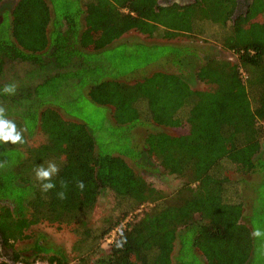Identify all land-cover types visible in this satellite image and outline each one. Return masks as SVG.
Here are the masks:
<instances>
[{
	"label": "trees",
	"instance_id": "obj_1",
	"mask_svg": "<svg viewBox=\"0 0 264 264\" xmlns=\"http://www.w3.org/2000/svg\"><path fill=\"white\" fill-rule=\"evenodd\" d=\"M225 2L202 0L181 11L157 12L149 0L145 8L132 4L126 12L122 0H83L81 28L68 17L63 23L69 26L58 34L54 24L62 21L51 18L47 0H14L1 13L0 89L15 83L17 91L0 95V106L23 130L24 143L0 144V264H67L63 248L42 243L44 235L34 233L43 222L70 227L81 262L97 253L95 264H183L180 254L189 243L190 254L204 257L201 264L248 263L252 214L244 215L238 182L229 173L264 175V21H255L264 19V6L232 23V6ZM134 32L175 47L170 55L178 59L193 52L173 44L180 37L218 46L223 54L201 50L206 58L194 72L209 87L194 89L181 74L162 70L134 79L85 73L82 81L84 72L94 71L87 56ZM73 78L88 85L92 102L110 108L114 123L127 127L129 145L120 155L102 154L85 123L46 106L53 98L40 86H66ZM138 126L150 130L136 149L129 132ZM37 128L45 140L30 146L25 136ZM11 147L17 158L7 152ZM122 154L138 168L177 179L172 193L154 187ZM48 162L60 168L54 180L70 182L63 201L55 196L59 184L43 194L34 179V168ZM75 180L85 183L83 191ZM104 191L112 194L113 215L92 228L91 213ZM126 217V228L103 247V237ZM28 239L31 253L15 248ZM121 239L126 242L118 249Z\"/></svg>",
	"mask_w": 264,
	"mask_h": 264
},
{
	"label": "rangeland",
	"instance_id": "obj_2",
	"mask_svg": "<svg viewBox=\"0 0 264 264\" xmlns=\"http://www.w3.org/2000/svg\"><path fill=\"white\" fill-rule=\"evenodd\" d=\"M14 0H1L0 1V15L2 12L8 13ZM51 5V18L56 22L54 27L55 34L61 32L69 26V22H64V19L68 17L75 18L77 28H81L79 15L81 8V0H47ZM216 0H213L215 2ZM219 1V0H218ZM70 26L75 24L70 23ZM196 40V43L187 41L185 38H179L174 45L177 47L190 46L193 52L189 54H183L178 57L171 56V52L176 53V48L170 45L157 44L153 40H149V37H144L137 32L130 33L129 35L121 37L119 40L109 42L101 48L97 49V52L87 56L86 59H90L91 67H94V71L84 72L83 78L89 73L90 76L97 74L109 73L110 77L117 78L124 74L122 77L125 79H134L147 74H150L156 70H162L167 72H175L181 74L185 80L194 89H207L209 86L198 81L195 78L194 72L201 62L206 58L203 50L204 47L214 49L217 55L223 54L218 46L204 45ZM166 42V41H160ZM180 52V49H179ZM182 51L180 54H182ZM196 55V58L193 56ZM205 57V58H204ZM84 71V69L82 70ZM79 72V71H78ZM81 75V73H80ZM58 82H61L60 80ZM57 83V81H56ZM74 81L66 86H47L44 83L40 86V89L47 90L53 98L52 103L46 104L52 108L60 111L61 115L65 118H73L76 121H80L86 124L90 133L94 138L95 145L100 148L102 154H119L122 153V147L128 148V136L125 134L127 127L117 125L110 117V108L105 105H98L92 102L87 96V92L84 88L88 85H80ZM53 87H55L53 89ZM49 94V95H50ZM27 123L28 122L26 121ZM150 130L149 127L138 126L132 128L130 133L131 146L139 149L142 145V134L144 130ZM168 131L178 134L183 132L182 129L168 128ZM27 144L30 146H37L45 140V136L38 130L33 131L31 136L26 135ZM13 145V144H12ZM11 147L7 152L11 153L13 158H17L18 154L13 151ZM0 150L3 151V148ZM96 150V148H95ZM125 159L130 162L136 170L144 175L157 189H161L167 193H172L176 187L178 180L167 175H156L145 171L143 168L137 167L136 160H133L128 155L122 154ZM16 160V159H15ZM14 160V161H15ZM13 161V162H14ZM229 175L232 179L237 180L241 195L244 199V215L249 217L251 214L252 230L259 228L264 232V175L261 172H255L250 174H244L242 172H230ZM262 182V183H261ZM261 183V184H260ZM112 194L110 191H104L98 198L96 206L91 213L90 227H101L102 219L107 216L113 215L112 213ZM253 206V207H252ZM253 209V212H252ZM58 224H49L47 222L39 223L34 229V233L40 232L44 235L41 240L42 243L47 245H59L63 248L64 254L67 258V264H95L97 253L89 256L81 262L79 259L78 251L73 248L74 243L77 241L76 235L70 230L69 226L63 225L57 228ZM96 228V229H97ZM96 233V231H95ZM33 240L28 239L26 241L17 242L15 248L21 250L25 254L31 253ZM105 247L106 244L102 243ZM178 245L175 247L177 248ZM189 243H185V250L180 254L183 264H201L205 263L204 257L200 254L193 256L189 251ZM175 248V251H176ZM8 264H18L20 262L12 263L10 259L7 260ZM0 262H4L3 257L0 255ZM38 264H48L46 261H39ZM247 264H264V236L259 238H253V253Z\"/></svg>",
	"mask_w": 264,
	"mask_h": 264
},
{
	"label": "clouds",
	"instance_id": "obj_3",
	"mask_svg": "<svg viewBox=\"0 0 264 264\" xmlns=\"http://www.w3.org/2000/svg\"><path fill=\"white\" fill-rule=\"evenodd\" d=\"M17 85L15 83L5 84L2 89H0V95L13 96L16 94ZM23 144V130L17 128L16 123L5 117V108L0 106V144ZM4 164L0 163V168H3ZM60 172L59 166L55 162H48L45 167L44 164L37 165L34 168V179L38 183L39 190L43 194H47L57 189V184H59V190L55 191V196L58 200L63 201L67 199V192L69 189V181L61 178L59 181L54 180L57 174ZM75 187L83 191L85 188V183L82 180H75ZM251 235L255 238L264 236L259 228L253 230ZM126 242L125 239H121L116 242V248L120 249Z\"/></svg>",
	"mask_w": 264,
	"mask_h": 264
},
{
	"label": "flooded vegetation",
	"instance_id": "obj_4",
	"mask_svg": "<svg viewBox=\"0 0 264 264\" xmlns=\"http://www.w3.org/2000/svg\"><path fill=\"white\" fill-rule=\"evenodd\" d=\"M124 5L122 6L123 11H129L130 5L140 6L145 8V4H148L149 0H122ZM202 0H154V6L157 12H159L158 7H163L166 11H181L183 9H188L196 6ZM225 4L229 7L232 6V11L230 14L231 22L234 23L235 20L240 16H246L247 13L252 8H258V6H264V0H225ZM262 4V5H260ZM264 16V11H263ZM256 22H263L264 19H255Z\"/></svg>",
	"mask_w": 264,
	"mask_h": 264
},
{
	"label": "built area",
	"instance_id": "obj_5",
	"mask_svg": "<svg viewBox=\"0 0 264 264\" xmlns=\"http://www.w3.org/2000/svg\"><path fill=\"white\" fill-rule=\"evenodd\" d=\"M129 217H126L125 219H123L121 221V223L119 225H117L116 227H114L113 229H111L107 235H105L103 237V243H105L106 245L111 243L113 241V239L115 237H117L118 233H120L124 228H126V223L128 221ZM21 264V263H18Z\"/></svg>",
	"mask_w": 264,
	"mask_h": 264
},
{
	"label": "crops",
	"instance_id": "obj_6",
	"mask_svg": "<svg viewBox=\"0 0 264 264\" xmlns=\"http://www.w3.org/2000/svg\"><path fill=\"white\" fill-rule=\"evenodd\" d=\"M82 2H83V0H81V5H82ZM83 6V5H82ZM82 18H83V16H82ZM82 18H81V21H82Z\"/></svg>",
	"mask_w": 264,
	"mask_h": 264
}]
</instances>
